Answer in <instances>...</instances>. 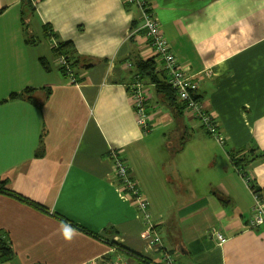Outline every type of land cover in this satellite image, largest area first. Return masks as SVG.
Listing matches in <instances>:
<instances>
[{"label": "crops", "instance_id": "1", "mask_svg": "<svg viewBox=\"0 0 264 264\" xmlns=\"http://www.w3.org/2000/svg\"><path fill=\"white\" fill-rule=\"evenodd\" d=\"M32 1L0 0V237L13 254L0 264L161 263L112 150L178 264H264V226L245 227L254 199L238 172L264 189V0H147L223 146L147 75L149 130L138 125L139 64L167 75L126 0ZM62 43L80 58L77 83L59 69Z\"/></svg>", "mask_w": 264, "mask_h": 264}, {"label": "built area", "instance_id": "2", "mask_svg": "<svg viewBox=\"0 0 264 264\" xmlns=\"http://www.w3.org/2000/svg\"><path fill=\"white\" fill-rule=\"evenodd\" d=\"M130 6L135 7L139 14L141 25L138 31L143 33L149 40L150 46L155 52L162 69L167 75V83L171 86L179 101L183 104L186 112L192 118L198 120L200 126L213 138L218 144L224 145L225 138L221 133L220 126L215 117L210 113L205 104L200 101L196 95L199 90L197 79L190 76L185 69L179 64L174 55L172 48L164 36L160 24L158 23L152 11V7L147 0H126ZM59 68H64L65 75L70 82L77 83L68 61L64 57L58 58ZM134 111L137 123L142 130H149V114L147 112L148 94L143 84V78L136 74L130 87ZM110 158L114 166V179L119 188L125 195L134 200V204L146 226L142 230V237L149 239L152 244L156 245L162 256L160 264H178L173 254L166 250L162 244V239L157 233L154 219L149 209L148 198L142 191L139 182L132 176L131 170L126 160L119 151H111ZM246 186L250 189L254 204L252 207L251 217L245 223L247 229L255 230L264 226V189H257L253 184L252 178L242 170L238 171ZM215 238L220 244H224L227 238L221 233L216 232Z\"/></svg>", "mask_w": 264, "mask_h": 264}, {"label": "trees", "instance_id": "3", "mask_svg": "<svg viewBox=\"0 0 264 264\" xmlns=\"http://www.w3.org/2000/svg\"><path fill=\"white\" fill-rule=\"evenodd\" d=\"M32 2H33L32 0H22L23 7L29 8L32 5ZM55 52L57 53V55H59L60 57H64L68 61L72 71L74 70V67L77 66V64L80 62V58L78 57V55H75L72 52L71 46H69L68 43L66 44L62 43L61 45H59V47L55 49ZM138 67L140 69L139 75L141 76V78H143V76L145 75L152 77L153 78L152 80H154V82L157 84L158 92L164 95V98L166 99L168 103H170L171 105L174 104L177 98L176 92L174 91V89L171 86H169L167 82L166 83L161 82L158 77L155 79L156 63L154 62V59H151L150 62L144 65L140 63ZM59 69L63 73V75H65L64 68H59ZM18 97H20V95H17V94L12 95V99H16ZM183 143H181V145H183ZM235 162L236 164H239L241 161L239 160L237 161L234 158V163ZM2 189L6 192L4 187H2ZM12 258H13V254L10 248V244L7 243V241L2 240V238L0 237V261L2 262L10 261L12 260Z\"/></svg>", "mask_w": 264, "mask_h": 264}, {"label": "rangeland", "instance_id": "4", "mask_svg": "<svg viewBox=\"0 0 264 264\" xmlns=\"http://www.w3.org/2000/svg\"><path fill=\"white\" fill-rule=\"evenodd\" d=\"M13 94H16L15 92L14 93H10L7 97H6V100H8V101H10V100H13L12 99V95ZM18 95V94H17ZM20 97H21V95H20ZM20 97H18V98H20ZM17 99V98H16Z\"/></svg>", "mask_w": 264, "mask_h": 264}, {"label": "clouds", "instance_id": "5", "mask_svg": "<svg viewBox=\"0 0 264 264\" xmlns=\"http://www.w3.org/2000/svg\"><path fill=\"white\" fill-rule=\"evenodd\" d=\"M65 238L66 239H71V236L69 234L65 233Z\"/></svg>", "mask_w": 264, "mask_h": 264}, {"label": "bare ground", "instance_id": "6", "mask_svg": "<svg viewBox=\"0 0 264 264\" xmlns=\"http://www.w3.org/2000/svg\"><path fill=\"white\" fill-rule=\"evenodd\" d=\"M176 260V259H175ZM176 262H177V260H176ZM178 263V262H177Z\"/></svg>", "mask_w": 264, "mask_h": 264}]
</instances>
